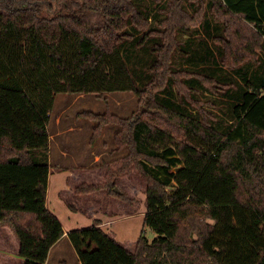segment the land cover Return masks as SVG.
<instances>
[{
    "label": "trees",
    "instance_id": "trees-1",
    "mask_svg": "<svg viewBox=\"0 0 264 264\" xmlns=\"http://www.w3.org/2000/svg\"><path fill=\"white\" fill-rule=\"evenodd\" d=\"M155 1L154 10L145 0H0V225L13 230L21 264H44L65 234L46 207L55 95L118 91L138 96L136 114L79 115L96 121L91 141L102 125L118 124L113 139L127 153L103 182H81L74 193L105 191L131 202L115 179L134 167L145 184L144 227L155 234L149 240L143 229L128 249L94 220L66 234L78 261L264 264V76L222 83L223 95L235 89L233 123L222 132L209 117L180 107V71L171 68L184 51L180 34L189 32L185 1L202 17L208 53L216 48L234 71L258 67L264 0ZM137 49L151 56L143 77L129 64ZM188 72L204 82L217 78L204 69Z\"/></svg>",
    "mask_w": 264,
    "mask_h": 264
},
{
    "label": "rangeland",
    "instance_id": "rangeland-1",
    "mask_svg": "<svg viewBox=\"0 0 264 264\" xmlns=\"http://www.w3.org/2000/svg\"><path fill=\"white\" fill-rule=\"evenodd\" d=\"M145 1L154 10L157 8L155 0ZM165 1L167 0H163V2ZM191 3L188 1L184 2V6L188 10L185 24L189 28L188 33L180 34V38L185 40L183 44L184 51L176 52L171 60V68L180 71L181 81H179L178 89L181 90V95H178V98L181 104L178 99L177 102L181 108L185 107L198 118L202 119L203 115L209 117L213 125L223 132L233 123L229 115V105L235 89L233 86L229 87L227 93L232 90L233 92H230V95H227V93L223 95L225 87L222 83H228L231 77L243 83L244 75L252 79L254 77L261 79L264 76V49L257 51L260 53L262 61L258 67L250 64L234 71L223 66L220 63L219 53L216 48L212 46L211 54L208 53L209 49H206V46L211 41L204 35L200 22L202 17L195 13L196 6ZM207 18L214 23L210 12H208ZM205 37L208 40H205ZM150 58L151 56L145 49H137L133 57L130 58L129 64L134 67L138 76L143 77L147 73V62ZM189 69H204L207 74L212 73L217 78L204 82L201 77L196 76L200 79L197 78V80L195 75L188 72ZM136 74L133 72V76L139 80ZM185 83L191 87L185 86ZM160 97L168 99L169 96L166 93H161ZM171 98L175 100L177 96L175 98L171 95ZM138 101V96L130 91L103 93L101 96L96 93H58L55 95L53 110L49 114V135L52 134L56 138L57 128L55 121L59 117L61 124H78L83 127V130L75 135L77 138L76 143L69 147L70 149L72 148L70 151L80 161L79 163L83 164L85 161L92 159L93 156L90 155L89 151L91 147L101 153L105 152L90 166L91 171H84L82 168L74 167L77 172L70 174L71 176L69 177V171L66 169L73 168L74 162L72 159H62L58 155L56 140H51L50 137L48 150L50 172L46 207L57 217L67 232L93 224L95 216L92 215V208L89 206L96 204V208H99L96 213L97 218L111 220L103 225V229L116 238L124 247L132 248L143 229L147 238L149 240L153 239L155 233L147 226L144 227V214L146 211L145 184L134 167H130L127 172L118 175L115 179L116 188L123 190L132 199L131 202H122L116 198L106 196L105 191L95 192L89 196L87 194H75V187H72L69 191H67L69 188H66L67 184H73L74 186L81 182H103L107 171L117 167L114 164L115 161L127 153V148L118 149L113 139L114 133L119 128L118 124L108 123L102 125L96 139L103 138L104 142L102 141L103 143L98 144V141L95 142L96 139L91 141L96 121L85 118L79 113L90 110L95 113L108 112L121 117H128L140 110ZM57 163L62 165L58 167ZM99 172L102 174L100 177H98ZM101 193L104 198L98 197ZM126 212L133 213L126 216ZM107 213L109 214L107 215ZM16 250L17 238L13 230L7 225H0V264H14L15 262L12 259ZM15 258L20 257L16 255ZM60 260H67V264L78 263L77 253L67 235H63L58 244L51 250L45 264H58Z\"/></svg>",
    "mask_w": 264,
    "mask_h": 264
},
{
    "label": "crops",
    "instance_id": "crops-1",
    "mask_svg": "<svg viewBox=\"0 0 264 264\" xmlns=\"http://www.w3.org/2000/svg\"><path fill=\"white\" fill-rule=\"evenodd\" d=\"M55 122H56L55 126L57 128L56 129V138H55V136H53L51 134V135H49V141H50V137H51V140L52 139H55L56 140L57 147H58V151H59L58 152V155L61 156L62 159H65L66 158V159H72L73 160V162H74L73 168H67L66 169V170L69 171V173H68L69 175L68 176L70 177L71 176L70 174H74V172H77L76 171V168H74V167L82 168L84 171H91L90 166L94 163V161H97L105 152H102L101 153L97 149H94V148L91 147L90 150H89L90 151V155H92L94 158L92 157V159L90 161H85V163H83V164L79 163L80 161H78L76 159V156H74V154L72 155V152L70 151L72 148L70 149L69 147H71L73 145V143H76L77 138L75 137V135L83 130L82 125H78V124L75 125V124H70V123L65 124V125L64 124H61V121H60L59 117L56 119ZM103 140H104L103 138H97L95 142L98 141L97 143L99 144V143H103L104 142ZM95 142H94V144H95ZM58 163H57V166L60 167L62 164L58 165ZM49 172H50V170H49ZM84 173H87V172H84ZM98 175H99L98 177H100L102 175L101 172H99ZM75 176L79 177L78 175H75ZM75 186L76 185L73 186V184H71V185L70 184H67L66 185V188H69L67 191H69L72 187L74 188ZM100 192H103V191H100ZM100 192H97V193H100ZM87 195L91 196V194H87ZM103 196L104 195H102V193H101L98 197H103ZM90 198H95V197H90ZM89 207L92 208L91 213H92L93 216H95L93 220H98L100 222V225H101L102 228H103V225L105 223L111 221V220H105V218H103V219L102 218H97L96 213H97V211H98L99 208H96L97 207L96 204H93L92 206H89ZM132 213L133 212H130V213H127L126 212V216L132 215ZM108 214L109 213H107V215ZM64 231H65V234L64 235H66L67 234V231L66 230H64ZM61 238L50 248L49 254H50L51 250H53V248L58 244V242L61 240ZM133 246H134V244H133ZM133 246H132V248H128V249H133ZM49 254H48V256H49ZM16 255H18V241H17V250H16V253L13 255V259L12 260H13V262H15L14 264H21V263H23L24 262V259L21 258L19 255L18 256L20 258H15ZM77 262H78L77 264H81L79 261H77Z\"/></svg>",
    "mask_w": 264,
    "mask_h": 264
}]
</instances>
